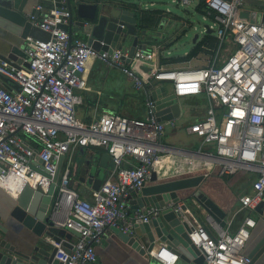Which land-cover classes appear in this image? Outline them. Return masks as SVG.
Instances as JSON below:
<instances>
[{
	"label": "built area",
	"instance_id": "2783aa9c",
	"mask_svg": "<svg viewBox=\"0 0 264 264\" xmlns=\"http://www.w3.org/2000/svg\"><path fill=\"white\" fill-rule=\"evenodd\" d=\"M180 1L188 6L193 0ZM205 3L217 24L218 38L217 53L209 65L167 68L159 62V46H153L138 48L129 69L123 70L137 88L144 86L145 80L169 81L178 98H207L206 115L187 127L189 133L201 138L200 146L179 152L207 167L206 175L249 174V189L238 200L240 210L252 211L264 199V19L242 15L246 0ZM69 16L66 7H54L41 18H33L34 25L49 33V38H25L28 65L13 67L0 59V74L20 85L16 89L0 80V186L16 196L26 183L47 192L65 156L52 215L58 225H68L80 235L70 251L54 243L58 248L55 256L62 264H91L98 261L95 245L106 228L126 218L130 190L147 184L161 154L175 150L162 142V136L167 125L175 127L176 121L113 111H104L90 122L79 118L77 107L82 97L78 91L89 88L95 61L125 66L123 56L128 51L116 47L113 52H100L86 40L71 37L62 27ZM226 42L235 49L219 61ZM147 106L151 114L153 101L147 100ZM81 146L103 147L115 162L114 171L92 200L81 197L69 185L71 166ZM171 206L177 212L182 210V202ZM185 212L192 222L189 238L204 255L203 264L251 263L246 247L257 227L256 217L244 216L231 232V222L222 227L208 215L205 224L189 209ZM159 213L160 209L151 207L136 210L135 216L149 221ZM149 255L160 264L181 261L166 243H156Z\"/></svg>",
	"mask_w": 264,
	"mask_h": 264
},
{
	"label": "water",
	"instance_id": "95a60500",
	"mask_svg": "<svg viewBox=\"0 0 264 264\" xmlns=\"http://www.w3.org/2000/svg\"><path fill=\"white\" fill-rule=\"evenodd\" d=\"M31 1L35 5L27 15L25 7ZM173 1L183 4L180 0ZM167 4L166 0H0V21L8 27L21 30L24 38L35 28L43 37L33 35L34 37L48 39L49 33L33 23V18L43 16H40L37 5L49 6L51 9L66 7L70 16L62 27L69 31L71 37L74 32L82 33L88 44L100 52H113L116 47H124L128 51L127 56H123L126 65L118 67L129 69L138 48L149 49L153 43L159 46V50L166 51L173 44H177L179 39L176 33L184 25L198 28L197 24L172 12L166 7ZM184 11L188 10L185 8ZM242 15L248 17L249 13L243 12ZM261 18L264 19V14L259 12L257 19ZM204 27L207 33L214 32L210 24H205ZM199 36L200 33L196 32L193 42ZM23 59L22 57L21 63L28 65ZM141 67L145 71L149 69L147 66ZM0 80L5 85L20 88L18 83L2 74ZM144 86L148 94L147 99L154 103L153 112L149 113V117L154 115L158 121H168L178 115L180 102L174 92H169L165 85H156L152 89L148 85ZM85 150V146H81V152ZM90 154L86 161L89 175L87 182L97 191L114 171L115 162L108 152ZM64 158L65 156H62L47 192L26 183L8 211L12 219L37 236L35 241L27 240L21 244L9 241L5 237L8 228L0 216V264H62L55 256L58 248L54 243H61L62 247L70 251L77 242L80 233L68 225H58L52 215ZM105 168L112 169L107 176L104 173ZM205 176L206 174L202 173L159 182L156 171H153L150 179L152 184L130 190L126 197L130 205L126 218L107 227L105 232L115 233L125 242L133 241L148 254L156 243H166L178 253L181 262L203 264L204 255L189 238L192 222L185 212L186 209H203L222 227L227 223V212L201 189ZM190 188L194 190L182 201L179 191ZM181 201L182 210L177 212L171 204L175 205ZM188 201H191L193 207H189ZM151 207L160 209V213L149 221L135 216L136 210L146 211ZM253 213L257 219L259 234L252 252L249 253L252 258L250 264H264V199L253 209Z\"/></svg>",
	"mask_w": 264,
	"mask_h": 264
},
{
	"label": "crops",
	"instance_id": "0c3cea01",
	"mask_svg": "<svg viewBox=\"0 0 264 264\" xmlns=\"http://www.w3.org/2000/svg\"><path fill=\"white\" fill-rule=\"evenodd\" d=\"M200 2L201 0H199ZM34 5L33 1L26 5L25 10L27 15ZM244 9V12H249L251 19H257L259 12L264 14V0H246ZM50 11L51 8L49 6L43 5L40 9V16ZM203 16L206 18L209 15L205 14ZM209 17L214 19L212 16ZM210 28H213V26L210 25ZM190 29L191 26L186 24L178 30L176 36L179 41L182 42L190 36H193L194 39V34H190ZM21 32V30L18 31L15 28L8 27L0 21V59L6 61L13 67L23 65L21 63L22 57L26 61L24 53L25 38L22 37ZM214 32L216 33L215 29ZM29 35L43 37L35 28L30 30ZM73 36L87 40L82 33L74 32ZM217 40V34L214 36L213 33H207L205 28V34L202 37L199 36L192 43V47L189 50H185L183 54L166 55L165 51L159 50V62L167 68L205 67L211 63L217 53ZM178 42L177 45L179 44ZM187 43H184V45ZM163 44L165 43L163 42ZM153 46L157 45L152 43L150 47ZM234 49L235 46L233 44L226 42L221 51H219L218 60L222 61L225 59ZM88 85V89L78 91L82 97V102L77 107V114L83 121L90 122L104 111L121 112L126 116H135L143 119L149 118L147 106L148 94L145 86L141 88L135 87L134 80L118 66L96 60L90 71ZM144 85H148L150 89L156 85H165L168 91L172 92V84L169 81L150 82L145 80ZM179 99H181L180 101L182 103H180L178 115L174 118L176 126L172 127L167 125L166 132L162 136V142L172 146L175 150L161 154L162 160L155 170L159 182L206 172L201 162L180 153L179 150H196L200 146L201 138L189 133L187 127L206 115L207 98L204 95H199L185 96ZM85 148L86 150L81 152V147H79L75 153L76 155L70 170L69 185L78 191L81 197L92 200L95 190L87 182L89 175L86 161L91 152L102 153L107 152V150L97 146H88ZM64 169L65 167H63L62 172ZM111 170L110 168H105V176ZM82 178H85V180H82ZM244 182H247V185H244ZM152 183L149 181L146 185ZM249 186L248 175L243 173L225 177L209 174L205 176L201 183V189L227 212L226 220L227 223L231 222V232L237 229L244 216L251 215L255 217L253 210L239 209L240 204L238 198L243 192L249 189ZM192 190L194 189L190 188L179 191L183 199L182 201H184ZM15 197L16 195L0 186V216L3 219V224L8 228L5 237L9 241L17 244H21L27 240L35 241L37 236L31 230L23 227L8 215V211L14 204ZM189 207L191 208L190 205ZM190 211L192 212V210ZM198 211L202 217L200 218L192 212L195 218L198 221L208 224L205 221L208 214L203 209H198ZM258 234L259 229L256 227L252 230L251 239L246 247L248 253L252 252ZM70 242H73V240H70ZM95 246L98 253V261L91 264H160L152 259L148 253H144L139 245L133 241L125 242L115 233L104 232L100 242ZM178 264L187 263L180 261Z\"/></svg>",
	"mask_w": 264,
	"mask_h": 264
},
{
	"label": "rangeland",
	"instance_id": "374dc122",
	"mask_svg": "<svg viewBox=\"0 0 264 264\" xmlns=\"http://www.w3.org/2000/svg\"><path fill=\"white\" fill-rule=\"evenodd\" d=\"M168 2L167 4V8H170L172 12L174 13H178L182 18L186 19V20H190L192 23L197 24L198 28L194 29L191 28L190 29V34H194L198 32L200 33V37H202L205 34V24H210L213 26V28L216 30L217 29V24L215 23L214 19H212L211 17H204L203 14L199 13L196 10V6L199 3V0H193L191 2L190 5L185 6L179 2L173 1V0H166ZM187 9L188 11H184V9ZM213 35L216 36V33L213 32ZM193 36L188 37L186 40L184 41H179L178 45L177 44H173L170 48L166 49V55H177V54H183L185 50H189L192 47V43H193ZM188 42L187 44L184 45V43ZM187 45V46H186ZM170 52V53H168ZM181 99H179V102L182 103L180 101ZM249 175V174H248ZM244 185H247V182H244ZM199 213V211H197ZM200 214V213H199ZM205 219V218H202ZM206 221V220H205ZM204 223V222H203Z\"/></svg>",
	"mask_w": 264,
	"mask_h": 264
},
{
	"label": "trees",
	"instance_id": "16d2710c",
	"mask_svg": "<svg viewBox=\"0 0 264 264\" xmlns=\"http://www.w3.org/2000/svg\"><path fill=\"white\" fill-rule=\"evenodd\" d=\"M197 11H198L199 13L203 14V15L208 14V7H207V5H206V3H205V0H201V2L199 3V5L197 6ZM212 17H213V16H212ZM116 113L123 114V113H121V112H116ZM24 136H25V135H24ZM203 169L206 171L208 168L204 166ZM188 203H189V205H190L191 207H193V204L191 203V201H188ZM192 210H193V212H194L196 215H198V217H200V218L202 217V216H200V214L197 212L198 210H196L195 208H192Z\"/></svg>",
	"mask_w": 264,
	"mask_h": 264
}]
</instances>
